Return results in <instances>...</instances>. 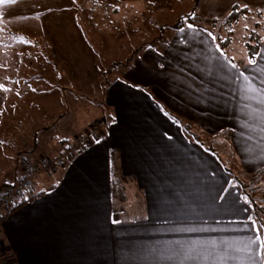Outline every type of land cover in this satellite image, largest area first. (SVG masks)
Returning <instances> with one entry per match:
<instances>
[{"label":"crops","instance_id":"0c3cea01","mask_svg":"<svg viewBox=\"0 0 264 264\" xmlns=\"http://www.w3.org/2000/svg\"><path fill=\"white\" fill-rule=\"evenodd\" d=\"M220 1L200 8L223 14L230 8L217 9ZM244 1L264 8V0ZM181 29L108 75L97 116L73 129L61 124L70 136L60 131L62 140L93 121L103 125L77 154L51 148L48 156L63 166L37 176L18 206L0 215L9 264H264V232L200 135L228 142L240 170L258 173L264 193V34L256 62L243 65L225 58L207 32ZM6 58L0 54V191L21 176L24 157L45 154L36 134L56 126V104L69 108L68 56L58 48L23 65L19 55ZM38 111L50 123L41 124ZM28 126L33 144L24 138Z\"/></svg>","mask_w":264,"mask_h":264},{"label":"rangeland","instance_id":"374dc122","mask_svg":"<svg viewBox=\"0 0 264 264\" xmlns=\"http://www.w3.org/2000/svg\"><path fill=\"white\" fill-rule=\"evenodd\" d=\"M196 1L15 0L14 3H6L10 5H5L8 12H0L6 17L4 19L0 15V54L4 56L5 60H7V56L14 58L19 55L22 63L18 62L17 64L23 65L26 61L28 64L30 58L32 59L34 56L39 58V56L48 55L53 49V45L65 58L68 56L69 89L67 88L68 94L64 93L65 100L63 101L64 106L69 107L68 111L62 110L55 103L57 105L55 111L59 113H54L51 122L56 126L53 129H48L47 132L43 130L36 134L37 151L45 154L35 158L23 156L22 161L29 159L32 162H37L40 158L48 156L51 148L55 149L63 145L60 144V140L64 138V135L67 138L70 136L66 134L67 129H63L62 123L64 125L67 123L66 128L73 129L81 123L82 117L86 116L87 119L88 116H97L98 107L95 106V103L101 99L108 75L111 79L121 72L143 48L158 49L163 47L171 34L173 35L174 30H177L175 27L180 22L183 27L192 24L194 29H197L194 27L197 25L200 28L208 29L209 26L205 21L207 18H221L226 16L229 11L220 15L210 14L200 8L203 0ZM235 3L247 7L249 12L240 18L236 25L232 26L231 36L233 39L227 54L234 60L244 63L246 50L243 43L247 39L249 31L245 30V24L248 25L247 29H254L262 40L264 18L254 12L264 10V8L250 6L244 0H221L216 8H225L229 5L227 8L229 9ZM260 14L264 15V11ZM8 17L12 19H7ZM17 17H20V20ZM256 23H260V25L262 23L261 27L254 28ZM222 35L224 38L225 34ZM10 63L13 64L11 60H9ZM40 66L38 67L40 68ZM13 68L14 66L11 65V69ZM22 71L23 78L29 79L28 71L26 69ZM39 74L42 75L41 72ZM37 80V84L40 83L43 86L46 84V81ZM63 81L66 84V79ZM46 97L50 99L51 95ZM39 112L37 117L44 116ZM39 117L37 119L41 124L50 123L49 118L40 119ZM101 122V119L93 121L88 129L97 127V131H99L102 126H100ZM32 129L30 126L27 127L24 135L26 143L33 144ZM79 133L77 132L76 136L66 140L65 143L73 142L75 138L82 137L84 134V132ZM200 135L207 147L211 148L216 156H219L220 161L230 172L231 183L235 182L234 177L237 176L244 184L243 191L246 198L250 199L251 196L257 204L264 207V193L260 189L258 178L253 181L254 183H251L249 174L240 170L238 159L230 150L228 142L221 141L220 137ZM48 137L50 140L46 139ZM14 143L18 145L17 140ZM20 155L22 152L19 153ZM19 166L22 169V162ZM15 171L19 172L18 169ZM262 213L260 216L264 217ZM261 219L257 226L258 230L264 228V218Z\"/></svg>","mask_w":264,"mask_h":264},{"label":"trees","instance_id":"16d2710c","mask_svg":"<svg viewBox=\"0 0 264 264\" xmlns=\"http://www.w3.org/2000/svg\"><path fill=\"white\" fill-rule=\"evenodd\" d=\"M198 2V0L196 1ZM264 10H256L254 13H256V15L264 18V15H261L260 12H262ZM248 8L245 6H240L238 4H233L231 6V8L229 9L228 13L226 16L221 17V18H207L206 24L209 26L208 29H203L200 28V26H194L195 28L202 30V31H206L214 40L215 42V46L217 48V50L225 57L227 58L229 61L231 62H235V60L227 54L230 43H232V26L237 24V21L246 16V14L248 13ZM189 22V21H188ZM190 23V22H189ZM192 23V21H191ZM192 25V24H190ZM245 30H249L248 31V37L247 39L244 41L243 46L246 50V56L244 59V63H240L243 65H252L256 62L258 53H259V49H260V44H261V39L258 35L257 32L253 30H250L249 28L247 29L248 25L245 24ZM262 25V23H261ZM260 23H256L254 25V28H258L261 27ZM183 27V24L180 22L179 24L176 25V29H181ZM225 34V37L223 38V35ZM231 36V37H230ZM188 128V127H186ZM189 130V129H187ZM193 138H196L197 140H199V136H195L192 132L190 133ZM66 140H62L60 141V144H63V150L65 152H67L65 149V143ZM249 177L251 178V183H254L253 181L257 180L258 178V173L256 174H251L249 175ZM235 179V183L241 188V191L243 193V197L245 198L246 202L249 204L250 208H251V220L252 222L255 224L256 228L259 225L260 219L264 218L261 215L262 211H264V207H261L259 204L256 203V200L250 196V199L248 197V199L246 198V194L243 191V187L244 184L242 183L241 179H239L237 176L234 177ZM264 214V213H262ZM262 220V219H261ZM258 229V228H257ZM262 232H264V228L261 229Z\"/></svg>","mask_w":264,"mask_h":264},{"label":"built area","instance_id":"2783aa9c","mask_svg":"<svg viewBox=\"0 0 264 264\" xmlns=\"http://www.w3.org/2000/svg\"><path fill=\"white\" fill-rule=\"evenodd\" d=\"M103 125L102 122L100 126ZM97 127H91L84 132L82 137L75 138L73 142L65 144V150L69 153L77 154L87 149L93 140L97 138ZM63 166L60 157L44 156L37 162L29 159L22 161V174L17 181L10 186H6L0 191V215L15 209L21 197L32 189L33 180L39 175H49ZM0 264H9L5 247L0 239Z\"/></svg>","mask_w":264,"mask_h":264},{"label":"snow or ice","instance_id":"6c2138e0","mask_svg":"<svg viewBox=\"0 0 264 264\" xmlns=\"http://www.w3.org/2000/svg\"><path fill=\"white\" fill-rule=\"evenodd\" d=\"M14 2L15 0H0V5L5 4V3H14ZM188 27L191 28L192 25H189ZM181 31H183V29H181ZM232 66L235 67V65H232ZM256 239L260 240V237L257 236ZM261 246H264V241L261 242Z\"/></svg>","mask_w":264,"mask_h":264}]
</instances>
